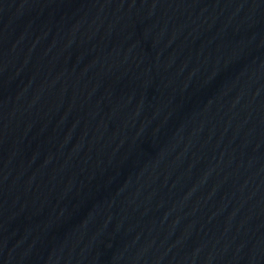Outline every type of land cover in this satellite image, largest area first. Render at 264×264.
Wrapping results in <instances>:
<instances>
[{
    "label": "water",
    "instance_id": "water-1",
    "mask_svg": "<svg viewBox=\"0 0 264 264\" xmlns=\"http://www.w3.org/2000/svg\"><path fill=\"white\" fill-rule=\"evenodd\" d=\"M193 264H264V257H252L230 260L209 261Z\"/></svg>",
    "mask_w": 264,
    "mask_h": 264
}]
</instances>
